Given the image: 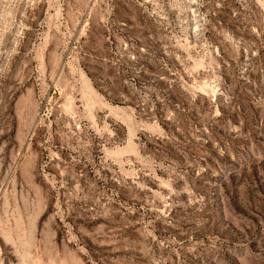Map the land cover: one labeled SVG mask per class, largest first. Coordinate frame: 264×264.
I'll return each instance as SVG.
<instances>
[{"label": "rangeland", "instance_id": "obj_1", "mask_svg": "<svg viewBox=\"0 0 264 264\" xmlns=\"http://www.w3.org/2000/svg\"><path fill=\"white\" fill-rule=\"evenodd\" d=\"M0 264H264V0H0Z\"/></svg>", "mask_w": 264, "mask_h": 264}]
</instances>
